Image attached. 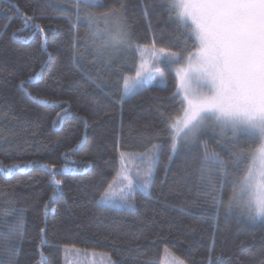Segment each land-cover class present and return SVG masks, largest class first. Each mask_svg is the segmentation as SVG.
I'll return each mask as SVG.
<instances>
[{"label": "trees", "instance_id": "trees-1", "mask_svg": "<svg viewBox=\"0 0 264 264\" xmlns=\"http://www.w3.org/2000/svg\"><path fill=\"white\" fill-rule=\"evenodd\" d=\"M102 3L94 10H121L136 44L183 51L193 43L165 0ZM87 26L75 0H0V264H69L77 250L105 252L114 264H162L165 248L186 264H209L210 250L211 264H264V221L226 207L239 175L232 137L199 140L229 161L227 176L212 174L223 191L217 212L198 171L202 148L171 157L166 120L181 113L173 71L128 97L121 73L96 88L83 73L100 82L97 67L76 51ZM149 143L160 146L149 194L136 191L132 209L99 204L121 151ZM12 164L21 168L5 174Z\"/></svg>", "mask_w": 264, "mask_h": 264}, {"label": "snow or ice", "instance_id": "snow-or-ice-1", "mask_svg": "<svg viewBox=\"0 0 264 264\" xmlns=\"http://www.w3.org/2000/svg\"><path fill=\"white\" fill-rule=\"evenodd\" d=\"M165 3L170 19L193 41L190 48L185 41L181 52L157 50L159 62L180 65L175 69L179 80L175 95L180 97L181 115L166 120L170 151L176 155L193 147L202 148L198 171L202 180H208L211 190L207 195L219 212L223 191L215 186L212 174L227 176L229 161L206 142L200 144L199 138L209 120L215 122L222 136L225 131H230L231 166L239 175L233 174L235 183L227 210H239L253 222L264 221V0H165ZM94 7H103L102 0H75L77 19L81 9ZM85 16L89 28L94 30L93 38L101 41L98 56L103 57L108 49L139 47L134 45L126 20L115 11L102 16L86 11ZM31 19L25 16V24ZM36 27L43 31L40 25ZM83 75L96 88H102V80L97 82L86 72ZM156 79L164 80L161 68L148 71L141 65L135 77L123 79L125 96ZM241 137L248 144L247 148L242 146ZM159 150L160 146L153 144L142 156L145 167L136 173V179L125 175L124 186L112 191V185H109L99 202L118 208H134L132 197L136 191L149 194ZM123 156L121 153V159ZM16 168L21 165H9L3 172L10 174ZM50 168L52 182L59 187L62 182L55 178V167ZM20 227L22 229V223ZM22 237L23 233L19 231L16 238L22 242ZM211 255L210 250L209 264Z\"/></svg>", "mask_w": 264, "mask_h": 264}, {"label": "rangeland", "instance_id": "rangeland-1", "mask_svg": "<svg viewBox=\"0 0 264 264\" xmlns=\"http://www.w3.org/2000/svg\"><path fill=\"white\" fill-rule=\"evenodd\" d=\"M86 11H90L96 13L98 16H102V14L96 12L94 8H90L87 10L81 9L80 17L88 24V26H87V31L81 36H78V39H76L77 44L79 43V41H81V46L80 45L77 46L76 51L78 57H81L82 59H86L90 64L92 65L94 64L97 67L99 75L101 76L100 80L103 81V84L106 83L107 80H109V78L112 75H115L117 73L123 74L124 78L135 77L136 71L140 70L141 65H143L144 68L148 71H151L155 67H159L162 69L163 74L165 73L164 71L165 68H170L175 74V69L180 65H169L166 63L159 62V53L157 51L158 49L154 47L141 46L139 44L134 43V45H139V47L108 49L105 51L103 57L98 56L97 48L99 47L101 41L93 38L92 33L94 30L89 28V22L87 21L85 16ZM114 11L116 12L117 16L125 19V16L121 10H114ZM100 27L103 28L102 23ZM172 52H181V51H172ZM176 79H177V84H179V80L177 77ZM165 83H166V76L164 74L163 81H161L160 79L151 80L145 86H149L151 84L163 85ZM132 94L125 96V90L123 91V97H128ZM178 98L180 100L179 96ZM179 115H181V113ZM204 134L222 136L221 130L216 126L215 122L212 120L208 121V126L206 127V129L202 131L200 138ZM227 134L232 137L230 131H225L223 133V136ZM152 145L153 143H149V145L145 146L143 149H137L135 151L134 150L121 151V153H123L124 156L123 159H121L120 169L115 179L110 184L112 185V189H111L112 191H118L121 187L124 186L126 181L123 179V177L125 175L132 176L134 180L136 179V173L142 171L145 167V161L142 159V156L146 151H148L151 148ZM172 156L173 155L171 153V157ZM154 170H155V166H154ZM152 180L150 183V188L152 185ZM103 193L101 194V196L103 195ZM101 196L98 199V203L102 205L110 206L108 204L99 202ZM111 207H115V206H111ZM235 211L238 212V215L240 214L239 210H235ZM239 216H242L243 218L247 219L246 216H243L241 214ZM180 261L183 260L179 258L177 255H175L169 248L164 249L162 264H179ZM69 264H114V262L112 261L110 255L105 252L85 251V253H83L77 250L71 256V260L69 261ZM184 264L186 263L184 262Z\"/></svg>", "mask_w": 264, "mask_h": 264}]
</instances>
